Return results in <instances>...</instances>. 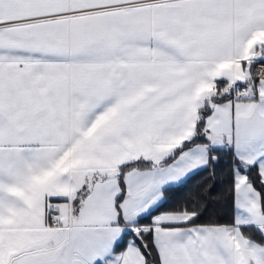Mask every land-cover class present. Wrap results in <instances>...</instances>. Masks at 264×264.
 <instances>
[{
  "label": "snow or ice",
  "instance_id": "1",
  "mask_svg": "<svg viewBox=\"0 0 264 264\" xmlns=\"http://www.w3.org/2000/svg\"><path fill=\"white\" fill-rule=\"evenodd\" d=\"M0 264H264V0H0Z\"/></svg>",
  "mask_w": 264,
  "mask_h": 264
},
{
  "label": "trees",
  "instance_id": "2",
  "mask_svg": "<svg viewBox=\"0 0 264 264\" xmlns=\"http://www.w3.org/2000/svg\"><path fill=\"white\" fill-rule=\"evenodd\" d=\"M196 179H199V177H197Z\"/></svg>",
  "mask_w": 264,
  "mask_h": 264
}]
</instances>
